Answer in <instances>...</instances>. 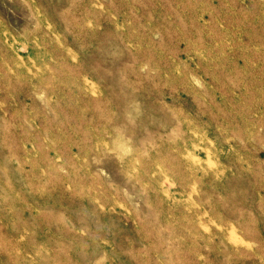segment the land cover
I'll use <instances>...</instances> for the list:
<instances>
[{
    "label": "rangeland",
    "instance_id": "374dc122",
    "mask_svg": "<svg viewBox=\"0 0 264 264\" xmlns=\"http://www.w3.org/2000/svg\"><path fill=\"white\" fill-rule=\"evenodd\" d=\"M0 264H264V0H0Z\"/></svg>",
    "mask_w": 264,
    "mask_h": 264
}]
</instances>
